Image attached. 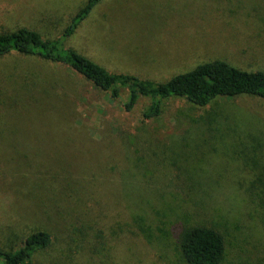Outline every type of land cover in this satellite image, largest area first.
Listing matches in <instances>:
<instances>
[{"label":"rangeland","instance_id":"1","mask_svg":"<svg viewBox=\"0 0 264 264\" xmlns=\"http://www.w3.org/2000/svg\"><path fill=\"white\" fill-rule=\"evenodd\" d=\"M86 1L0 0V33L25 26L57 39ZM215 2L103 0L65 41L113 72L157 81L213 59L264 70V0ZM63 76L40 60H0V115L7 96H23L18 113L38 126L1 135L0 247L42 227L54 243L38 264H187L178 231L192 223L223 233V264H264V98L172 97L145 119L147 99L128 110V91L113 99L81 80L66 93ZM107 160L119 174L103 172ZM79 167L102 176L79 186Z\"/></svg>","mask_w":264,"mask_h":264},{"label":"trees","instance_id":"2","mask_svg":"<svg viewBox=\"0 0 264 264\" xmlns=\"http://www.w3.org/2000/svg\"><path fill=\"white\" fill-rule=\"evenodd\" d=\"M102 1L87 0L57 39H46L39 31L25 26L16 31L0 33V60L13 56L27 57L53 66L66 76V78L63 76L61 85L66 93L68 85L77 88L81 85V80L90 83L96 90L107 92L113 99L120 98L124 91H128V101L125 104L128 110L133 109L140 98L148 100L149 104L143 111L145 119L161 115L164 101L172 97H185L199 106H205L219 97L226 96L256 95L264 98V70L261 69H241L226 60L213 59L199 63L193 69L178 73L166 81H157L128 72H113L68 46L65 39H69L75 33L95 6ZM215 1L217 4H237L236 0ZM63 66L75 72L77 78L69 79L61 68ZM22 97L7 96V105L10 106L0 115V136L5 132L16 134L38 129L37 125H33V120L28 121L30 117H23L18 113L19 108L16 106L22 102ZM43 129L49 135V131ZM81 135L83 137L80 139L84 146H89L92 140L84 133ZM1 137L0 148L5 147V138ZM84 151L83 147L79 149V157H82L81 152ZM100 153L106 156L104 150ZM101 168L104 173L113 174L116 170L118 174L120 173V166L115 169L109 162L101 164ZM75 175L78 177L79 186L86 184L90 177L102 176L93 169L84 170L80 167L74 171L73 176ZM71 188L72 184L65 188L69 198L74 197L76 192ZM94 193L96 192L87 190L86 194L92 196ZM80 231L81 235H91L87 230ZM53 243L54 237L49 229L36 228L19 244L10 248L0 247V264H38L37 256ZM178 246L187 264H223L226 258L225 236L213 226L192 223L182 225L178 231Z\"/></svg>","mask_w":264,"mask_h":264}]
</instances>
